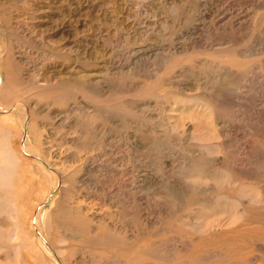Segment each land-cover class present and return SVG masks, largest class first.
Listing matches in <instances>:
<instances>
[{"label":"rangeland","instance_id":"374dc122","mask_svg":"<svg viewBox=\"0 0 264 264\" xmlns=\"http://www.w3.org/2000/svg\"><path fill=\"white\" fill-rule=\"evenodd\" d=\"M0 30V93L8 60L39 84L41 75L75 72L70 83L90 92L92 101L79 91L39 95L37 84H22L36 139L22 127V112L14 110L12 125L0 116V144L12 146L23 133L45 164L47 137H56L50 148L66 153L59 166L77 181L70 200L90 221V211L101 213L90 228L102 223L115 239L160 241L165 259L185 252L194 236L178 229L180 216L178 226L233 230L242 221L235 204L264 198V0H0ZM119 102L129 112L114 106ZM87 119L88 147L65 144L70 134L79 139ZM201 153L204 173L195 164ZM234 168L244 174L230 183ZM16 170L0 151L2 181L28 185ZM15 209L1 199L7 236L20 224ZM245 228L254 238L244 254L263 258L256 248L264 246V226ZM76 232L56 234L71 250L85 238Z\"/></svg>","mask_w":264,"mask_h":264},{"label":"bare ground","instance_id":"6f19581e","mask_svg":"<svg viewBox=\"0 0 264 264\" xmlns=\"http://www.w3.org/2000/svg\"><path fill=\"white\" fill-rule=\"evenodd\" d=\"M4 22H7L6 18H4ZM4 28L7 31V27L4 26ZM7 63L5 66H8V69H6L8 77L3 83V90L0 93V116L12 125L11 120L16 118L14 110L22 112L23 114L19 116V120L27 134L32 130L31 137L33 139L38 137L35 133L37 130L33 129V122L36 116L32 117L34 113L29 111L25 104L26 101L24 102L21 99L23 97L22 94L25 93V89L20 90L23 88L22 84H37L38 90L35 92L39 95L45 92L57 94L63 91L72 94L79 91L85 97L84 99L92 101L90 92H88L81 82L75 81L73 84L70 83L71 76H74L75 72L58 71L60 76L62 75L61 73L68 75L67 77L64 76V78H50L41 75L43 77L42 84H39L40 82L32 81L28 73L22 76L16 70L13 71L9 60ZM23 77L26 78V81ZM114 106L125 111L127 110L122 107V103L120 102L114 104ZM40 108L41 105L39 104ZM80 126L83 130L81 129L82 135H80L79 139L77 140L74 134H70L65 144H74L77 150H85L89 145L90 139H92L90 138L88 119L82 125L80 124ZM55 138L53 135L49 136L45 142L46 152L44 157H46L49 164H45V160L41 159L42 155L40 151L38 154H34L25 145L23 133H21V138H17L12 146L8 143L0 144V151L5 152L7 159H10L16 166V172L22 171L25 179L28 181V185L25 184L24 187L21 184L8 185L2 181V177L0 176V201L1 199H10L14 202L15 211L18 214L20 223L14 227L15 233L13 235L7 236L6 232L0 230V264H264V257L260 259V256L257 254H244V250L250 247V239L254 238L253 233H250V229L245 228V226L254 223L264 226V198H259V200L249 199L246 202L247 204H243L240 201L235 204V206H239L237 208L239 213L236 216L238 217L237 220L242 221L233 230L221 231L219 227L223 224L212 223L211 225L199 222L195 224L189 222L186 226L181 225L184 226L181 227L177 223L181 221L180 216L175 222L178 229H185V233L188 235L193 232L194 236L185 242V247H187L185 252H181L180 250L175 251L172 257L165 259V254L160 249V241L156 242L151 239H115L106 229V225L102 223H96V227L90 228L92 227L90 223L92 220L95 219L96 222H99V218H102L100 217L101 213L96 209L90 211V213L92 212L90 221L84 207L76 204V201L72 202L70 200L72 197L70 194L76 189L75 182L77 181L73 178V174L64 172L62 166H59L60 162H62V157H65L63 156L65 152L61 153L58 149L50 148ZM261 138H264V136ZM37 142H39L38 139ZM35 159L42 160V165L37 164V167H34V162L32 161H35ZM201 160L202 153L199 154V160L195 164L204 173L208 169L204 167L205 165L201 163ZM89 165L91 164L89 163ZM44 167H49L50 171ZM243 174L241 170L234 168L227 174L228 177L230 176V179H227L232 183L236 176L240 177ZM50 178L51 181L47 183ZM29 185L38 190L33 193H30L33 190L28 192ZM241 189L242 187L237 189L236 192H241ZM53 192L59 195H53ZM48 202L49 204L47 205ZM43 205H46L45 208H42ZM66 220H74L79 225V228L70 230L66 225L68 224L65 222ZM7 228L10 227L8 226ZM7 228L4 230H7ZM56 231L59 234L61 231L68 232L69 234L71 231H77L76 233L79 236H84L85 238L83 237L82 243L76 244V247L74 244L70 245L71 250H69V247L65 248V245L62 243L63 239L59 237V234H56ZM89 233H91L90 236L88 235ZM42 236L45 239H41ZM53 236L57 237L55 238L56 241H51ZM91 236L98 237V239H86V237L90 238ZM240 239L242 240L241 244L238 241ZM179 240L181 244L184 243V240ZM209 246H211V249L206 250V247ZM67 250L70 253L69 256L66 255ZM256 250L264 252V246L259 245ZM166 253L168 257L169 253ZM259 259L260 261L257 263Z\"/></svg>","mask_w":264,"mask_h":264}]
</instances>
